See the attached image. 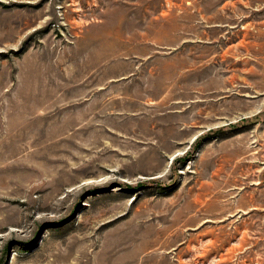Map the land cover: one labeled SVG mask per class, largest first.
<instances>
[{"label": "rangeland", "instance_id": "obj_1", "mask_svg": "<svg viewBox=\"0 0 264 264\" xmlns=\"http://www.w3.org/2000/svg\"><path fill=\"white\" fill-rule=\"evenodd\" d=\"M0 264H264V0H0Z\"/></svg>", "mask_w": 264, "mask_h": 264}]
</instances>
